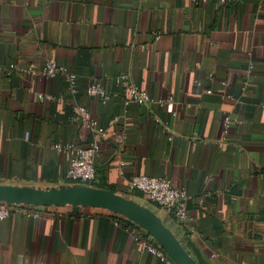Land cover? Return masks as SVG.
<instances>
[{
  "label": "crops",
  "instance_id": "0c3cea01",
  "mask_svg": "<svg viewBox=\"0 0 264 264\" xmlns=\"http://www.w3.org/2000/svg\"><path fill=\"white\" fill-rule=\"evenodd\" d=\"M49 62L77 75V96L40 72ZM123 74L174 114L127 104ZM95 82L115 98L88 96ZM263 104L264 0H0V185L72 186L65 147L92 140L74 121L85 107L104 130L97 183L153 211L197 264H264ZM138 175L188 193L187 227L129 191ZM30 212L0 222V264H175L106 209Z\"/></svg>",
  "mask_w": 264,
  "mask_h": 264
},
{
  "label": "built area",
  "instance_id": "2783aa9c",
  "mask_svg": "<svg viewBox=\"0 0 264 264\" xmlns=\"http://www.w3.org/2000/svg\"><path fill=\"white\" fill-rule=\"evenodd\" d=\"M195 1L198 2L199 0ZM217 1L222 4H229L240 0ZM37 70L36 67H32L23 71L30 75H34L37 73ZM39 70L49 78H65L71 95L77 96L79 94L77 75L72 73L67 67L49 62ZM114 82L120 91L127 93L125 99L127 104L148 106L157 103L160 106L166 107L169 112L174 114V101L172 98L161 101L152 99L148 92L139 90L137 86L132 83L129 76L125 74L115 77ZM86 93L90 97L100 98L104 104L109 103L116 96L113 93H109L99 82L90 84L86 89ZM208 93L210 94L211 91H208ZM40 98L57 101L62 100V97L52 98L43 95L40 96ZM73 113L74 121L89 129L93 138L86 147L78 145H67L65 147V150H67L70 155V165L66 173V181L71 185L93 186V184L97 182L95 159L100 151V138L104 135V130L92 119L89 111L85 107L77 105L74 107ZM128 188L132 193H141L148 201L158 206L181 227L185 228L188 226V203L190 197L186 191L176 189L170 179L138 175L130 181ZM31 207L32 206L23 204L0 203V222L9 219L15 213L29 215L31 214ZM136 241L140 243L144 251L160 259L167 257L164 249L147 232L144 231L136 235Z\"/></svg>",
  "mask_w": 264,
  "mask_h": 264
},
{
  "label": "water",
  "instance_id": "95a60500",
  "mask_svg": "<svg viewBox=\"0 0 264 264\" xmlns=\"http://www.w3.org/2000/svg\"><path fill=\"white\" fill-rule=\"evenodd\" d=\"M0 203L34 207L92 206L121 215L147 232L175 264H197L162 220L150 209L110 190L87 185L42 190L0 185Z\"/></svg>",
  "mask_w": 264,
  "mask_h": 264
},
{
  "label": "trees",
  "instance_id": "16d2710c",
  "mask_svg": "<svg viewBox=\"0 0 264 264\" xmlns=\"http://www.w3.org/2000/svg\"><path fill=\"white\" fill-rule=\"evenodd\" d=\"M92 137H93V135H92ZM93 186H94V187H97V188H102V189H104V187H103L101 184L97 183V182L94 183ZM139 194L143 197V195H142L141 193H139Z\"/></svg>",
  "mask_w": 264,
  "mask_h": 264
},
{
  "label": "rangeland",
  "instance_id": "374dc122",
  "mask_svg": "<svg viewBox=\"0 0 264 264\" xmlns=\"http://www.w3.org/2000/svg\"><path fill=\"white\" fill-rule=\"evenodd\" d=\"M142 204H146L145 202L144 203H142ZM147 205V204H146ZM143 206V205H142Z\"/></svg>",
  "mask_w": 264,
  "mask_h": 264
}]
</instances>
